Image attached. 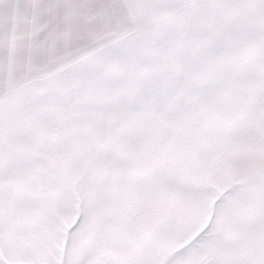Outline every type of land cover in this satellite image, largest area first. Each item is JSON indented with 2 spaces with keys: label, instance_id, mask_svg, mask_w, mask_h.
<instances>
[{
  "label": "snow or ice",
  "instance_id": "obj_1",
  "mask_svg": "<svg viewBox=\"0 0 264 264\" xmlns=\"http://www.w3.org/2000/svg\"><path fill=\"white\" fill-rule=\"evenodd\" d=\"M0 264H264V0H0Z\"/></svg>",
  "mask_w": 264,
  "mask_h": 264
}]
</instances>
